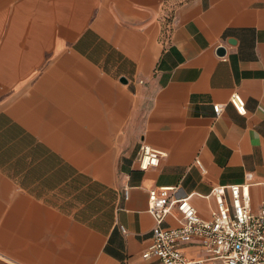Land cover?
<instances>
[{"label": "crops", "instance_id": "crops-1", "mask_svg": "<svg viewBox=\"0 0 264 264\" xmlns=\"http://www.w3.org/2000/svg\"><path fill=\"white\" fill-rule=\"evenodd\" d=\"M243 182L264 205V0H0V264H159L149 188L209 219Z\"/></svg>", "mask_w": 264, "mask_h": 264}, {"label": "built area", "instance_id": "built-area-1", "mask_svg": "<svg viewBox=\"0 0 264 264\" xmlns=\"http://www.w3.org/2000/svg\"><path fill=\"white\" fill-rule=\"evenodd\" d=\"M228 102L239 114H245L243 97L233 92ZM213 111H221L219 104ZM164 153L141 144L137 165L142 171L159 164ZM202 172L204 168L195 160ZM228 191L229 199L225 193ZM174 186H159L147 191V210L154 219L151 242L142 257H155L159 264H264V205L250 207L249 183L213 188L215 207L209 219L201 218L187 196L177 197ZM127 190L124 195L127 196ZM166 215L177 225H163ZM197 245L198 255L185 251L187 244Z\"/></svg>", "mask_w": 264, "mask_h": 264}, {"label": "water", "instance_id": "water-1", "mask_svg": "<svg viewBox=\"0 0 264 264\" xmlns=\"http://www.w3.org/2000/svg\"><path fill=\"white\" fill-rule=\"evenodd\" d=\"M219 52H220V53L223 52V48H222V47L219 48Z\"/></svg>", "mask_w": 264, "mask_h": 264}]
</instances>
